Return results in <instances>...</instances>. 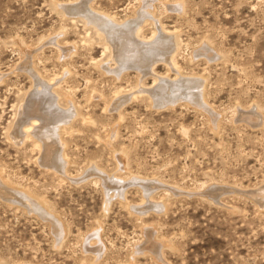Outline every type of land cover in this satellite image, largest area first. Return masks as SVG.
<instances>
[{
  "label": "rangeland",
  "instance_id": "374dc122",
  "mask_svg": "<svg viewBox=\"0 0 264 264\" xmlns=\"http://www.w3.org/2000/svg\"><path fill=\"white\" fill-rule=\"evenodd\" d=\"M0 264H264V0H0Z\"/></svg>",
  "mask_w": 264,
  "mask_h": 264
},
{
  "label": "bare ground",
  "instance_id": "6f19581e",
  "mask_svg": "<svg viewBox=\"0 0 264 264\" xmlns=\"http://www.w3.org/2000/svg\"><path fill=\"white\" fill-rule=\"evenodd\" d=\"M104 17V16H103ZM92 19V18H91ZM106 19V18H105ZM113 19V18H112ZM146 22V21H144ZM143 22V23H144ZM136 23V22H135ZM133 23V28H125V27H122V26H119L117 29H116V32H114V34L112 35L113 36V39L114 41H118L119 42V47L121 49L122 52L125 51V49L128 51L130 49H137L138 51V55H136V58H131L129 56V54H125L124 56V59L123 61L124 62H129L131 63L132 65H134L135 67H137L138 69L140 70H143L144 68H146L149 64H150V60L153 58V55L155 53L154 49L155 48H143L141 45L142 41L140 39V31L142 29V24L141 22H138V23ZM104 26L108 27L109 25L113 24L109 22H104L103 23ZM95 25V24H94ZM103 27V26H102ZM105 28V27H104ZM106 29V28H105ZM104 30V29H103ZM113 30V29H112ZM105 31V30H104ZM163 32V31H161ZM157 40V39H156ZM163 40V39H162ZM162 40H159L162 41ZM158 41V40H157ZM170 41V40H169ZM141 42V43H140ZM144 42V41H143ZM158 43V42H157ZM165 44V43H164ZM144 45V43H143ZM158 45H161L160 43ZM172 45V44H171ZM174 46V45H173ZM169 47V46H168ZM178 48V47H177ZM166 50V49H165ZM165 50L162 49V53L161 54H167L168 55V52H165ZM168 50V48H167ZM172 50V49H171ZM127 51H125L127 53ZM130 51H133V50H130ZM129 51V52H130ZM176 51V50H175ZM174 51V52H175ZM159 52V51H158ZM133 53V52H132ZM134 56V55H133ZM156 56V55H155ZM166 56V55H165ZM158 57V56H157ZM169 57V56H167ZM161 59V58H160ZM168 59V58H167ZM170 59V57H169ZM159 60V59H158ZM175 60V59H174ZM153 61V60H151ZM120 63V62H119ZM157 64V63H156ZM121 64H119L120 66ZM118 66V67H119ZM139 70V71H140ZM141 72V71H140ZM144 72V70L142 71ZM180 77V76H179ZM157 80L156 81L157 83L158 82H161L160 83V86L157 87V85L149 88L148 90L151 92L152 95H156V98H157V103H163L165 105V100H168V98H172L176 95H189L193 98H196L197 96L199 97V95H197V89H196V85H197V82L195 78H192V77H184V78H178V79H170L169 77H163V76H158L157 77ZM155 82V83H156ZM201 85V84H200ZM199 85V87H200ZM39 87V86H38ZM46 87V85H45ZM169 88V89H168ZM147 89V88H146ZM171 90H173V94L171 96L170 93L172 92ZM200 91V89H199ZM150 94V93H149ZM36 97V96H35ZM32 98V97H31ZM154 98V97H152ZM176 98V97H174ZM175 100V99H174ZM205 101V100H204ZM32 102V101H31ZM34 102V101H33ZM49 102V101H48ZM205 103V102H204ZM161 104V105H163ZM207 107V106H206ZM205 107V108H206ZM50 108V107H49ZM53 109V108H51ZM50 111V110H48ZM42 112V111H41ZM51 112V111H50ZM42 116V114H41ZM45 119H48V117H44ZM68 118V117H67ZM62 121V120H60ZM49 122V120H48ZM44 123V122H43ZM63 123V122H62ZM61 123V124H62ZM45 124V123H44ZM60 124V122H59ZM35 125V124H34ZM43 125V124H42ZM65 125V124H64ZM53 126V125H52ZM62 126V125H61ZM61 126H58L57 124L54 125L55 129L54 130H48L47 128V131L45 133H39V136L42 137V140L45 141V143H50V141L52 140L53 141V137H50V138H47L45 139L44 136L45 135H51L53 133H58L60 134V127ZM33 127V125H32ZM34 127H38V125H35ZM47 126H44V128H46ZM30 129V128H29ZM39 132V131H38ZM56 135V134H55ZM60 137V136H59ZM59 153V152H58ZM54 154H57V152H54ZM65 160V159H64ZM66 164V163H65ZM97 168V167H96ZM98 169V168H97ZM62 171V170H61ZM93 172V171H92ZM99 172V171H97ZM110 178V177H109ZM139 178V177H137ZM141 179V178H139ZM152 180V179H151ZM148 181L147 180H142V184L143 185H148L147 183ZM163 183V182H161ZM164 184V183H163ZM142 186V185H141ZM144 190V189H142ZM41 205V204H40ZM44 207V206H43ZM42 208V207H41ZM48 210V209H47ZM43 211V210H42Z\"/></svg>",
  "mask_w": 264,
  "mask_h": 264
}]
</instances>
